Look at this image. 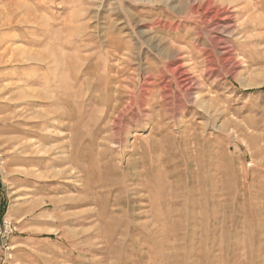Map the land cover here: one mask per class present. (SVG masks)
<instances>
[{"label":"rangeland","instance_id":"obj_1","mask_svg":"<svg viewBox=\"0 0 264 264\" xmlns=\"http://www.w3.org/2000/svg\"><path fill=\"white\" fill-rule=\"evenodd\" d=\"M11 2L0 264H264V0Z\"/></svg>","mask_w":264,"mask_h":264},{"label":"bare ground","instance_id":"obj_2","mask_svg":"<svg viewBox=\"0 0 264 264\" xmlns=\"http://www.w3.org/2000/svg\"><path fill=\"white\" fill-rule=\"evenodd\" d=\"M8 1V0H7ZM6 1V2H7ZM10 1V4H9V6H7V8L4 10L2 7V9H0V15H3L4 17H3V20L0 22V28H3V27H8V26H11V25H13V24H15V25H17V24H19L18 22H20V21H22V22H24V20H22L23 18L21 17H19V11H20V8H19V6H18V4L17 3H13V2H11V0H9ZM8 1V2H9ZM225 2V1H224ZM226 3V2H225ZM235 3V2H234ZM237 3V2H236ZM241 3V2H240ZM245 3V2H244ZM243 5H245V4H243ZM26 8V7H25ZM242 9V8H241ZM25 11V10H24ZM31 11V10H30ZM31 13V12H30ZM33 14V13H32ZM32 14L30 15V20H34V18L33 19H31L33 16H32ZM22 15V14H21ZM35 16V15H34ZM24 18H26V17H24ZM35 22H36V20H34ZM34 22V23H35ZM24 25V24H23ZM2 55H3V53H1L0 54V58L2 57ZM40 57V56H39ZM37 58V57H36ZM1 64V63H0ZM188 79V78H187ZM86 83V82H85ZM186 83V82H185ZM244 87V86H243ZM195 101V100H194ZM116 107V106H115ZM126 107V106H125ZM208 115V114H207ZM115 118V117H114ZM58 177H59V175H58Z\"/></svg>","mask_w":264,"mask_h":264},{"label":"trees","instance_id":"obj_3","mask_svg":"<svg viewBox=\"0 0 264 264\" xmlns=\"http://www.w3.org/2000/svg\"><path fill=\"white\" fill-rule=\"evenodd\" d=\"M2 203H3V202L0 201V219H1V213H2V210H1V209H2V205H3Z\"/></svg>","mask_w":264,"mask_h":264}]
</instances>
